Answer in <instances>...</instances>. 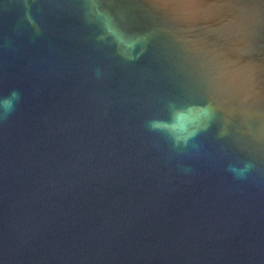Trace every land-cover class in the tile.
<instances>
[{"label": "water", "instance_id": "1", "mask_svg": "<svg viewBox=\"0 0 264 264\" xmlns=\"http://www.w3.org/2000/svg\"><path fill=\"white\" fill-rule=\"evenodd\" d=\"M102 6L134 59L85 0H0V264H264V0ZM168 101L215 107L197 149Z\"/></svg>", "mask_w": 264, "mask_h": 264}, {"label": "clouds", "instance_id": "2", "mask_svg": "<svg viewBox=\"0 0 264 264\" xmlns=\"http://www.w3.org/2000/svg\"><path fill=\"white\" fill-rule=\"evenodd\" d=\"M85 2L87 4L85 18L91 23H99L103 29L100 39L111 37L126 58L134 59L132 50L142 38L125 33L113 15L102 6L103 0H85ZM19 100L20 93L16 90L11 91L7 96H0V118L10 115ZM163 113L162 116L148 120L146 128L166 141L179 155L189 148H198L193 141L210 127L215 118L216 109L211 103L168 101L163 108ZM252 167L253 164L250 162L245 163L243 167L229 165L228 171L236 178L243 179Z\"/></svg>", "mask_w": 264, "mask_h": 264}]
</instances>
